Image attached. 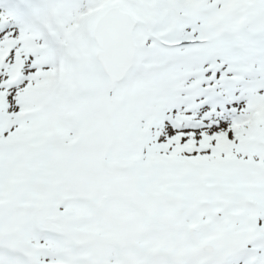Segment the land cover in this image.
<instances>
[{
	"label": "snow or ice",
	"instance_id": "obj_1",
	"mask_svg": "<svg viewBox=\"0 0 264 264\" xmlns=\"http://www.w3.org/2000/svg\"><path fill=\"white\" fill-rule=\"evenodd\" d=\"M0 264H264V0H0Z\"/></svg>",
	"mask_w": 264,
	"mask_h": 264
}]
</instances>
